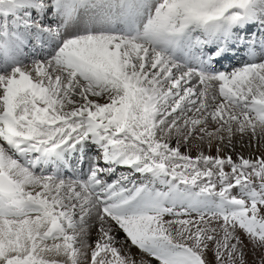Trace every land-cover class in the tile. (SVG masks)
I'll return each instance as SVG.
<instances>
[{"label":"snow or ice","instance_id":"snow-or-ice-1","mask_svg":"<svg viewBox=\"0 0 264 264\" xmlns=\"http://www.w3.org/2000/svg\"><path fill=\"white\" fill-rule=\"evenodd\" d=\"M0 264H264V0H0Z\"/></svg>","mask_w":264,"mask_h":264},{"label":"rangeland","instance_id":"rangeland-1","mask_svg":"<svg viewBox=\"0 0 264 264\" xmlns=\"http://www.w3.org/2000/svg\"><path fill=\"white\" fill-rule=\"evenodd\" d=\"M238 150H239V148H238ZM250 151H251V150H249V149H244V150H243V155H244L245 157H247V156L249 155ZM254 154H255V153H254ZM134 250H135V249H134ZM249 259H251V256H249Z\"/></svg>","mask_w":264,"mask_h":264},{"label":"bare ground","instance_id":"bare-ground-1","mask_svg":"<svg viewBox=\"0 0 264 264\" xmlns=\"http://www.w3.org/2000/svg\"><path fill=\"white\" fill-rule=\"evenodd\" d=\"M135 251V250H134Z\"/></svg>","mask_w":264,"mask_h":264}]
</instances>
